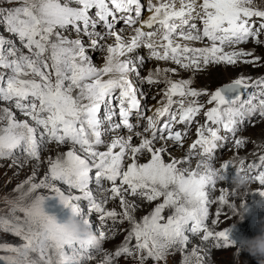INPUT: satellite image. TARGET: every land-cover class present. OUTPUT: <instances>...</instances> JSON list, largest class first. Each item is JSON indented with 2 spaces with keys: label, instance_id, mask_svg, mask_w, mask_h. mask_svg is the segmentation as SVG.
Masks as SVG:
<instances>
[{
  "label": "snow or ice",
  "instance_id": "6c2138e0",
  "mask_svg": "<svg viewBox=\"0 0 264 264\" xmlns=\"http://www.w3.org/2000/svg\"><path fill=\"white\" fill-rule=\"evenodd\" d=\"M18 2L0 13L15 37L0 36V160L38 164L14 190L18 196L5 198L0 231L20 243H0V251L11 253L0 255V264H89L97 255L98 264H166L176 253L181 264H204L212 250L235 248L236 224L216 228L225 207L237 210L232 184L225 186L230 168L233 177L246 171L258 186L245 197V213L250 194L264 197V153L251 161L240 156L247 141L238 135L241 124L264 121V74H240L214 90H198L192 77L215 66H264V56L242 47H264V7L256 0ZM89 50L104 53L102 65ZM148 61L157 66L142 75ZM178 69L192 76L173 79ZM144 84L164 85L159 106H148ZM234 105L242 111L233 112ZM194 125L196 139L184 149ZM229 144L234 156L214 176L215 151ZM170 149L185 155L173 157ZM41 163L46 172L38 179ZM49 198L78 213L103 241L127 223L124 240L106 250L58 237L57 218L45 211ZM144 203L154 207L137 218ZM197 238L210 247L189 249Z\"/></svg>",
  "mask_w": 264,
  "mask_h": 264
},
{
  "label": "rangeland",
  "instance_id": "374dc122",
  "mask_svg": "<svg viewBox=\"0 0 264 264\" xmlns=\"http://www.w3.org/2000/svg\"><path fill=\"white\" fill-rule=\"evenodd\" d=\"M17 6H19L18 0H0V13L5 12L9 9L15 8ZM68 35L72 38L75 37L74 33H70ZM0 36H3L8 39H13V40L15 39L14 36H12L10 33L6 31V26L2 22H0ZM84 42L86 44L88 43V40L86 37L84 38ZM242 47H244L245 49H250V50L254 49L256 55L264 56V47H255L251 43L247 45H243ZM89 54L93 58L94 62L103 61V52L89 50ZM138 54L144 55L143 50H138ZM154 63L156 62L154 61L146 62L142 69L141 74L146 75L150 69H154ZM226 67L227 68L232 67L233 69L234 68H238V69L245 68L255 73L256 77H259L262 74H264V66H250V65H244L241 63L239 64V66H226ZM222 77L220 79H222ZM234 78H237V76L232 77V79ZM221 83L222 82L220 83L218 82V85L213 87L211 90H214L215 88L223 85V83L222 84ZM163 87L164 85L153 86L151 88L147 84L142 85V91L147 93L149 97V99L146 101L149 107L154 108L155 106H158L157 101L160 100V96L157 95V93ZM152 96H155L156 98L151 99ZM197 119L199 120L200 123L204 122V117L202 115L199 116ZM179 127H182V126H179ZM195 132H196V126L194 125L189 131L190 135L188 134V137L185 140L184 147L187 146V143L191 142L192 140L196 138ZM251 132L256 133V134L264 133V121H261L259 118H256L255 123H252L251 121H249L247 124L240 125V131L238 132V135L247 141L246 148H244L240 152L242 154L244 153L243 155H245L246 153L250 154L252 150V143L250 142V138H248V134ZM121 135H127V132L125 130H121ZM136 142H138V139H134L133 143L136 144ZM257 144H264V138H262L260 142H258ZM231 149H232V145L229 144L228 150L217 149L215 151V155L219 157V159L215 163L217 167L220 166V163L222 161L228 160L231 158V156H233L232 154H234V152ZM37 164H38L37 161L29 160L26 163H24L23 167H20L19 165L13 164L11 160H8V159L0 160V216H4L7 214V204L4 202L5 198L11 199V198L18 196L19 193L14 190L17 188L18 185L21 184V182L25 181L32 174ZM234 171H235L234 169L230 168L227 174H231L232 175L231 178H232L235 175ZM38 173L39 175L37 178L39 179L43 177L45 172L42 171ZM231 178H229L227 181L228 185H230L231 183ZM253 187H258V186L256 184H252L251 188ZM213 195H217V193H214ZM254 195H255L254 198L256 201H260L261 204L264 203L263 197L259 195L257 196V194H254ZM210 210L212 211V208H210ZM45 211L50 215H54L57 218L58 222L66 221L71 214L70 210L67 208H64V206L61 205L58 199L56 198H49L46 200ZM221 223L222 222L220 221L219 225H221ZM228 223L232 224L233 221H228ZM219 225L217 226V228L218 230H221ZM106 227L111 228L108 225H106ZM231 238L235 240L237 244H239L243 239H250V234L248 235V233L245 230H243V228H241L240 226L238 227L235 226L232 230ZM123 240L124 238H123L122 232H118V234L109 233V239L107 241H104L103 248L106 250L115 249L116 246L120 245ZM0 243L19 244L20 241L18 238L14 237L13 235L0 231ZM235 251L236 249L232 247L221 250V251L217 250L212 253V256H211L212 258H210L208 262H206L205 264H257V261L255 260V258H253L251 255L246 254L247 252L242 251L239 257L237 258L234 256ZM10 254L11 253L0 251V255H10ZM167 258H172V257H170L169 255ZM120 264H133V262L131 260L125 261L124 259H121ZM149 264H152V262L149 261ZM166 264H174V263L173 261H170L169 259V260H166Z\"/></svg>",
  "mask_w": 264,
  "mask_h": 264
},
{
  "label": "bare ground",
  "instance_id": "6f19581e",
  "mask_svg": "<svg viewBox=\"0 0 264 264\" xmlns=\"http://www.w3.org/2000/svg\"><path fill=\"white\" fill-rule=\"evenodd\" d=\"M256 3L258 6L264 7V0H256ZM147 15V14H146ZM196 46H201V45H196ZM143 50L144 55L147 56V51L145 49H140ZM142 54V53H141ZM90 55V54H89ZM91 56V55H90ZM104 56V53H103ZM96 65L100 66L102 65L103 61L101 62H94ZM160 66H168V67H177L176 65H165L164 62H159ZM157 66V62L154 63V68ZM224 70V71H223ZM179 75L178 76H173V79H177V78H189L191 77V73L189 71H184V70H179ZM225 72V73H223ZM240 74H243L245 76H252V77H256L255 73L251 72L248 69L242 68V69H238V68H227L226 66H215V67H210L208 69H206L205 71L201 72V74L196 75L193 78V87L197 88L198 90H202V89H208L211 90L213 87L218 85V82H222L224 83H228L230 82L232 79V77H235ZM223 76V77H222ZM222 77V79H220ZM221 83V84H222ZM156 104V103H155ZM157 105V104H156ZM159 106V105H158ZM190 135V134H189ZM247 137V135H246ZM248 138H250V142L252 143V150L250 152V154H245L243 155L242 153L239 152L240 156H245L247 158L248 161L254 160L256 159V156L260 153H264V151H261L259 148L260 144H257L258 142H260V140L262 138H264V133H249L248 134ZM196 139V138H195ZM194 139V140H195ZM194 140H192L191 142L187 143V146L190 145ZM139 143L136 142V144ZM159 146V145H157ZM187 146L184 147V149L187 148ZM53 151L51 152L52 155H55V147L52 146ZM184 149H170L171 151V155L173 157L176 158H182L185 155V151ZM65 149L63 147L60 148V151H64ZM248 152V150H247ZM49 152H45L43 153L42 159L46 160L47 156L49 155ZM234 156V154H232ZM233 156H231V158H233ZM167 158V157H166ZM224 158V157H223ZM230 158V159H231ZM146 159V157H145ZM229 160V159H228ZM42 164V165H41ZM40 167L38 168V172H46V166L41 163ZM235 172V171H234ZM228 179L231 178V174H227ZM225 186H230L228 185V182L225 184ZM257 187H253L251 188V192L256 190ZM100 192L97 191V196H100ZM254 194H257V196L259 195L258 193H253L250 194L247 198H246V203H247V207H248V211L245 213V218L243 221L240 222V218L237 215H234L230 209H228L227 207H225L223 209V211L225 213H227L226 216L222 215L220 218V221L222 222L220 226L221 230L224 227H230L232 224H236L235 226H240L241 228H243V230H245L248 235L250 234V238H254L255 236L259 235L261 232V228L264 227V203L261 204L260 201H256L254 198ZM218 195V192H217ZM260 196V195H259ZM15 198V197H14ZM258 198V197H257ZM256 198V199H257ZM264 198V197H263ZM230 199L232 202H234L237 205V208H239L240 203L242 202L241 199L239 198H235L233 196H230ZM108 208H117V210H119V206L116 203L113 202H109V204L107 205ZM154 207V204L152 203H144L142 206V210H139L135 213V215L137 216V218L142 217L144 214L149 213ZM218 207V205H212V211L210 213H214L215 209ZM211 218V217H210ZM97 218L94 216L93 220H96ZM228 221H233L232 224H229ZM108 226L112 227L111 222H108L107 224ZM128 224H118L116 226L117 228V232H122L123 233V238L125 237V231H121L122 230H127L128 229ZM216 230H218V228H216ZM245 236V235H244ZM210 243L205 244L202 243L199 239H193L191 244L189 245V249H191V247L197 246L199 245L201 249L203 250H207L210 247ZM224 250V249H220ZM217 250H212L210 253V257L205 259L204 264L206 262H208V260L210 258H212V253L215 252ZM248 254V253H246ZM249 255V254H248ZM170 257L172 258H167V260L170 259V261H173L174 264H181L182 262V254L181 253H176L174 255H170ZM102 259V256H96L95 259H93L91 262H89V264H98V262Z\"/></svg>",
  "mask_w": 264,
  "mask_h": 264
},
{
  "label": "clouds",
  "instance_id": "9594fccd",
  "mask_svg": "<svg viewBox=\"0 0 264 264\" xmlns=\"http://www.w3.org/2000/svg\"><path fill=\"white\" fill-rule=\"evenodd\" d=\"M233 112L242 111L239 106H232ZM249 114L250 113H246ZM223 120H229V114L227 112H222ZM259 148L264 151V144H260ZM213 175L218 176L220 171V166L217 167L216 164L212 165ZM231 194L235 198L241 199L239 208H237L234 215L239 216L240 222L245 218V211L243 208V202L248 193L251 192L252 182L248 177L246 171L238 173L232 179ZM70 216L64 222H58L55 220L52 224V228L56 235L65 240H76L83 244L87 248L100 249L103 248L104 241L98 237L86 224L79 218L78 213L72 212L70 210ZM235 257H239L242 251L247 252L257 261V264H264V227L261 228L259 235L250 239H243L239 244L235 246Z\"/></svg>",
  "mask_w": 264,
  "mask_h": 264
},
{
  "label": "water",
  "instance_id": "95a60500",
  "mask_svg": "<svg viewBox=\"0 0 264 264\" xmlns=\"http://www.w3.org/2000/svg\"><path fill=\"white\" fill-rule=\"evenodd\" d=\"M221 86H222V85H221ZM233 96H234V94L230 95L229 97H231V98H232Z\"/></svg>",
  "mask_w": 264,
  "mask_h": 264
}]
</instances>
